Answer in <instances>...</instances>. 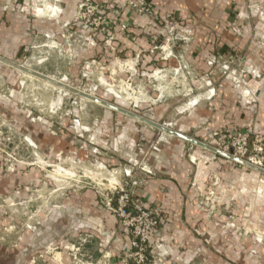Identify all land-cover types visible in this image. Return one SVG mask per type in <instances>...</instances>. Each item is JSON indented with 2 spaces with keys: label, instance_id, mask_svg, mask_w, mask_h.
I'll list each match as a JSON object with an SVG mask.
<instances>
[{
  "label": "rangeland",
  "instance_id": "374dc122",
  "mask_svg": "<svg viewBox=\"0 0 264 264\" xmlns=\"http://www.w3.org/2000/svg\"><path fill=\"white\" fill-rule=\"evenodd\" d=\"M49 2L15 5L32 22L22 45L0 43V264H137L125 255L132 236L114 210L121 189L158 213L143 264H230L234 241L247 237L255 246L239 251L240 261H263L264 203L249 207L264 197V0L227 3L217 29L227 45L207 50L209 70L187 59L197 28L176 15L157 13L162 41L142 61L146 50L118 52L116 37L127 31L111 40L91 33L89 43L78 28H45L56 13L45 10ZM114 5L126 8L125 0ZM218 100L226 105H211ZM163 151H183L191 166L183 207L192 246L166 244L170 226L157 236L163 213L137 195ZM237 177L248 185L236 188ZM91 216L98 223L84 227ZM107 217L126 240L116 259L117 241L101 234Z\"/></svg>",
  "mask_w": 264,
  "mask_h": 264
},
{
  "label": "crops",
  "instance_id": "0c3cea01",
  "mask_svg": "<svg viewBox=\"0 0 264 264\" xmlns=\"http://www.w3.org/2000/svg\"><path fill=\"white\" fill-rule=\"evenodd\" d=\"M55 1L54 4L51 2L47 3L48 5L45 4V10H48L50 6L51 8L54 7L56 11L55 17L50 21L47 19L42 20V23H40L45 28L47 26H54L56 32L61 33V35L63 31H66V28L74 31L76 27L71 23L80 0ZM103 1L107 2L109 0ZM120 1L121 0H110L113 5ZM26 2L27 0H19L17 2L18 4H13L10 0H0V43L7 40L9 43L12 42L22 45L20 40L26 37L25 32L32 21L31 19L23 17L20 13H16L15 5L22 7ZM148 2L163 20L172 15H176L179 24L197 28V31L195 30L196 32L193 34V43L188 47L185 54L187 53L189 62L195 65L197 63V66H200L199 69L203 67V70L206 68L209 70V67L205 63L207 58L206 54L209 53L207 50L210 48L213 53H218L223 51V45H227L224 37L221 36L222 34H220L217 29L222 28L224 22L227 21V18L223 17V14L226 11L227 3L232 2V0H148ZM110 18H112L111 15ZM119 20L124 22L128 26V29L127 34L125 33V35H118L116 37L118 52H122L126 57L130 56L133 51L139 50L142 52L146 50V53L142 54V61H144L146 59L145 55L149 53L147 50L151 47V44L160 43L162 41L163 32H161V29L155 28L156 25L154 26L148 23L146 17L139 16L129 9L123 11ZM201 28H213L216 31L214 34L210 35L205 34L204 31H202L201 34ZM4 29H6V31H4ZM217 43L221 46L220 49H217ZM17 50H20V48L18 47ZM151 55L150 53V56ZM218 102L219 100L214 101L211 105L216 108V104H218V106L220 103L225 104L224 100L223 103L221 101L220 103ZM216 117L217 116H215V118L212 117L210 121L214 122V124H221L222 119H216ZM259 119L264 121V112L261 113ZM160 155L162 156L160 159H158V156H154L156 164L153 165V174L150 177L148 176L137 188V195L142 201L149 205H154L163 213L162 224L156 231L157 236L163 237L165 228L170 226L171 228L166 230L171 238L165 241L166 244L174 243L179 246H192L194 243H198L194 239L196 234L194 229L189 227L192 214L187 213L183 207L185 196H188L187 191L190 183V176H188L187 170L191 166L187 162L183 151H163ZM236 182H238V177L236 180H232L236 188H243L248 185L246 184L247 180L245 183L242 181L240 184H236ZM250 201L253 206L249 207V209L255 210L256 204L259 205L264 203V197L256 198V201L254 199ZM83 210L86 211V209ZM253 217L255 218L254 213ZM90 218L89 222L83 224L84 227H92L94 224L98 223V220L93 219V216ZM112 222L111 219H108V217L106 218V229H104L101 234L103 237H110L113 241H117L111 244L113 248V250H111L113 259H116L115 255L118 254L116 248H121L118 242L122 244L125 237L122 236L124 238L122 239V237L120 238L118 236V231ZM211 236L220 238L219 233H215ZM234 242H236L234 247L237 250V254L235 253V249L231 248L232 260L230 264H264V260H260L258 256H245L246 253L255 246L253 238L247 237L240 242L237 239ZM239 251L245 254L244 259L242 258L241 261L238 254ZM120 259L118 258L117 260Z\"/></svg>",
  "mask_w": 264,
  "mask_h": 264
},
{
  "label": "built area",
  "instance_id": "2783aa9c",
  "mask_svg": "<svg viewBox=\"0 0 264 264\" xmlns=\"http://www.w3.org/2000/svg\"><path fill=\"white\" fill-rule=\"evenodd\" d=\"M125 9L133 11L139 16L146 17L147 22L156 25L155 19L157 12L150 5L148 0H125ZM122 5H113L103 0H80L77 4L72 25L86 34L89 43L93 42L91 33H98L113 39L115 32H126L128 26L119 20V17L125 10ZM110 15L112 18H110ZM89 34V35H88ZM246 135L242 136V144L245 143ZM246 144V143H245ZM247 151H243L241 156ZM117 215L122 218L123 224L132 236L128 254L133 257L137 264H143L147 260V241L149 235L158 225V213L153 210H145L139 205L132 203L130 193L121 189L114 203ZM148 218V221L147 219ZM143 219V220H142Z\"/></svg>",
  "mask_w": 264,
  "mask_h": 264
},
{
  "label": "water",
  "instance_id": "95a60500",
  "mask_svg": "<svg viewBox=\"0 0 264 264\" xmlns=\"http://www.w3.org/2000/svg\"><path fill=\"white\" fill-rule=\"evenodd\" d=\"M94 99V98H93ZM96 100V99H95ZM102 104L108 106V107H111L113 109H117L115 106L111 105V104H108V103H104V102H101Z\"/></svg>",
  "mask_w": 264,
  "mask_h": 264
}]
</instances>
